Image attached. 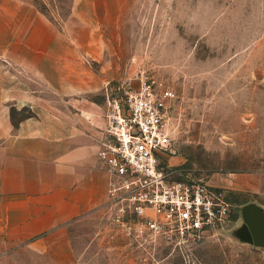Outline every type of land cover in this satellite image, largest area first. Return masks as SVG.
<instances>
[{"label": "rangeland", "instance_id": "374dc122", "mask_svg": "<svg viewBox=\"0 0 264 264\" xmlns=\"http://www.w3.org/2000/svg\"><path fill=\"white\" fill-rule=\"evenodd\" d=\"M31 1L63 27L71 0ZM120 13L119 23L106 25L120 37L106 39L102 50L118 61L124 87L153 76L176 97L172 179L263 175L264 0H126ZM12 114L19 119L29 110ZM224 190L231 203L226 228L182 249L129 244L110 230L105 207L94 210L68 227L73 264H264V248L232 234L249 197Z\"/></svg>", "mask_w": 264, "mask_h": 264}, {"label": "crops", "instance_id": "0c3cea01", "mask_svg": "<svg viewBox=\"0 0 264 264\" xmlns=\"http://www.w3.org/2000/svg\"><path fill=\"white\" fill-rule=\"evenodd\" d=\"M123 6L71 0L59 29L31 0H0V264H73L68 227L106 205L108 174L96 151L107 98L125 83L102 48L120 37L106 25L119 23ZM22 108L29 114L15 119ZM262 174L205 183L264 210Z\"/></svg>", "mask_w": 264, "mask_h": 264}, {"label": "built area", "instance_id": "2783aa9c", "mask_svg": "<svg viewBox=\"0 0 264 264\" xmlns=\"http://www.w3.org/2000/svg\"><path fill=\"white\" fill-rule=\"evenodd\" d=\"M175 99L153 76L107 98L96 156L108 174V226L138 247L186 248L229 222L231 203L223 188L172 179Z\"/></svg>", "mask_w": 264, "mask_h": 264}, {"label": "water", "instance_id": "95a60500", "mask_svg": "<svg viewBox=\"0 0 264 264\" xmlns=\"http://www.w3.org/2000/svg\"><path fill=\"white\" fill-rule=\"evenodd\" d=\"M242 224L232 234L242 242L264 248V210L255 203L241 208Z\"/></svg>", "mask_w": 264, "mask_h": 264}]
</instances>
